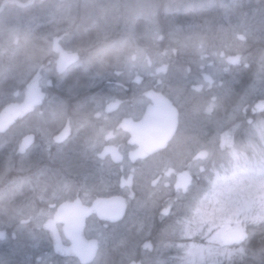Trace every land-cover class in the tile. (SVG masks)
Returning a JSON list of instances; mask_svg holds the SVG:
<instances>
[{
  "label": "flooded vegetation",
  "instance_id": "af4514ba",
  "mask_svg": "<svg viewBox=\"0 0 264 264\" xmlns=\"http://www.w3.org/2000/svg\"><path fill=\"white\" fill-rule=\"evenodd\" d=\"M87 2L0 0L14 34L0 43L8 264L22 235L46 244L44 264H264L257 226L204 221L194 203L220 159L264 140V0ZM118 34L131 63L116 70L99 49ZM229 228L244 242L221 243Z\"/></svg>",
  "mask_w": 264,
  "mask_h": 264
},
{
  "label": "rangeland",
  "instance_id": "374dc122",
  "mask_svg": "<svg viewBox=\"0 0 264 264\" xmlns=\"http://www.w3.org/2000/svg\"><path fill=\"white\" fill-rule=\"evenodd\" d=\"M82 1L84 4H88L87 0ZM97 1L102 2V9L103 7H107L105 10L110 12V7L108 6L113 0ZM13 16L14 18L16 17L15 15ZM6 24L7 23L0 18L1 28ZM95 27L100 28L101 31L107 29L106 26ZM113 27H117V24L115 23ZM124 29L127 30L124 31L125 33L129 32V26ZM100 33L101 34L99 35H101V39H105L106 37L110 38L109 31H102ZM13 37V30H8L6 32H2L1 30L0 32V41L2 42H5L6 40L10 41ZM132 37L137 39L140 36L133 34ZM122 39L126 40L124 41ZM253 39L256 40V38ZM110 41L100 47V57H111V59L116 63V70H119V68L126 69L127 65H130L131 62L126 59L128 56L127 53H121L120 46H126L129 42V38L124 34H118L112 37ZM132 53L133 56L131 59L134 61L132 64V74L141 75V71L137 68V66L140 68L141 60L143 59L140 57L137 47L132 49L131 55ZM261 55L263 58L264 51H261ZM260 69L263 72L262 66H260ZM103 72L104 71H100V74ZM106 74L112 75L108 72ZM203 85L204 82H202L201 79H199V81L195 84V86L198 87ZM258 144L259 145H251L243 148L242 153L236 152L234 149L226 155L228 159H220V163L216 166V168H218L213 171L209 178L210 181L208 189H206L203 193H198L196 201H194L199 209L196 211V214L201 216L204 221H212V219L217 222L223 220L229 222L241 220L244 223L250 222L264 231V141L262 137H260ZM40 187L42 186L40 185ZM255 205L259 206L258 209H260V212L257 211ZM223 211H225V213ZM247 214L251 215L248 216ZM196 231H199V229ZM39 238L41 239L40 236ZM21 240H23V237H21ZM15 246H20V249L27 247V250L20 251V264H44L42 261H39V258L41 253L45 251L46 244H42V242L37 239L36 241H32V239L27 237L26 240L20 241V244ZM188 246L189 248L187 252L190 255H192V252H198L200 247V245H193L194 249H191L192 245L189 244ZM6 247H9L10 251L13 249L12 244L6 243ZM2 252H4V249L2 247V243L0 242V264H8L11 256L3 254ZM259 252H261L260 256L264 254L260 249ZM31 257L36 258L35 263L32 261ZM256 257L254 259H257Z\"/></svg>",
  "mask_w": 264,
  "mask_h": 264
},
{
  "label": "bare ground",
  "instance_id": "6f19581e",
  "mask_svg": "<svg viewBox=\"0 0 264 264\" xmlns=\"http://www.w3.org/2000/svg\"><path fill=\"white\" fill-rule=\"evenodd\" d=\"M78 25H79V23H78ZM76 26H77V24H71L68 27V31L72 32L73 28H75ZM0 43H1V41H0ZM139 55H140V53H139ZM109 68H110V64L108 62H100L98 64V70L99 71H106ZM8 176L12 179V178H16V177L20 176V174L17 173L16 171H14V170H10L9 173H8ZM22 237H23V240H26V238H27V236H24V235H22ZM23 240H21V241H23ZM263 245H264V241H262V243L261 242L257 243V248L260 249V248L263 247ZM25 250H27V247H23V248L19 249V251H25ZM11 264H19V262L14 261Z\"/></svg>",
  "mask_w": 264,
  "mask_h": 264
},
{
  "label": "water",
  "instance_id": "95a60500",
  "mask_svg": "<svg viewBox=\"0 0 264 264\" xmlns=\"http://www.w3.org/2000/svg\"><path fill=\"white\" fill-rule=\"evenodd\" d=\"M241 235L239 230H228L221 235V240L226 244H233L240 241Z\"/></svg>",
  "mask_w": 264,
  "mask_h": 264
},
{
  "label": "trees",
  "instance_id": "16d2710c",
  "mask_svg": "<svg viewBox=\"0 0 264 264\" xmlns=\"http://www.w3.org/2000/svg\"><path fill=\"white\" fill-rule=\"evenodd\" d=\"M176 23V22H175ZM177 23H181L180 21H177ZM198 39V38H197ZM255 233H264V231H262V229L261 228H255ZM252 244H254V243H252ZM262 250H263V247L261 248ZM230 257V262H234V261H237V260H239L238 259V255H237V257H236V254H234V255H230L229 256ZM243 259H244V257H243Z\"/></svg>",
  "mask_w": 264,
  "mask_h": 264
}]
</instances>
